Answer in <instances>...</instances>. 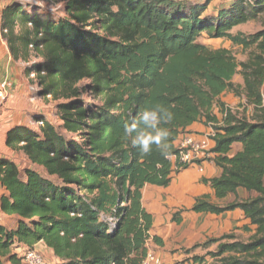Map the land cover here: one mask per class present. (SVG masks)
Returning <instances> with one entry per match:
<instances>
[{
  "label": "trees",
  "instance_id": "obj_1",
  "mask_svg": "<svg viewBox=\"0 0 264 264\" xmlns=\"http://www.w3.org/2000/svg\"><path fill=\"white\" fill-rule=\"evenodd\" d=\"M58 1L66 13L58 20L17 3L3 9L9 51L15 60L27 61L31 52L40 58L25 73L36 74L41 98L58 102L64 133L35 115L43 124L38 130L18 125L7 134V148L24 154L30 167L22 170L0 157V210L16 223L14 228L0 223V264H22L15 249L40 243L58 264H141L154 225L142 191L171 184L175 144L196 123L212 128L210 160L221 170L205 183L218 200L240 190L249 199L219 205L200 197L191 210L214 215L241 210L256 233L247 243L230 234L184 252L217 244L207 253L212 264H264V30L232 34L264 14V0H224L229 5L214 15L206 14L214 0ZM203 34L242 48L247 61L198 43ZM237 75L243 85L233 83ZM84 81L89 84L81 87ZM86 93L99 104L84 103ZM226 93L253 106V118L227 108L221 101ZM155 103L174 113L165 125L169 158L155 150L141 155L123 134L142 106ZM235 145L241 150L233 154ZM183 212L174 215L175 223L182 222ZM153 242L161 244L158 237ZM191 260L203 264L205 257Z\"/></svg>",
  "mask_w": 264,
  "mask_h": 264
},
{
  "label": "crops",
  "instance_id": "obj_2",
  "mask_svg": "<svg viewBox=\"0 0 264 264\" xmlns=\"http://www.w3.org/2000/svg\"><path fill=\"white\" fill-rule=\"evenodd\" d=\"M15 29L19 31V27ZM28 65L27 61L15 60L5 38L0 37V86L7 81L9 83L5 90L7 97L0 101V157L13 158L14 153L6 146L7 134L12 128L18 125L32 128L30 121H32L31 117L37 106L36 101L31 102L30 80L25 73ZM226 107L233 112L240 110L239 108L233 109L228 104ZM215 113L221 118L222 115L218 113V109ZM43 115L46 117L47 114ZM187 131L194 134L199 141H208L209 149L214 148L215 143L211 139L212 128L196 123ZM178 142L179 139L175 145ZM240 150L241 145H235L232 153L236 154ZM171 161L175 171L172 174L171 184L168 187L147 185L142 191L143 206L152 215L154 222L148 247L152 252L153 245L161 249L162 252H159L158 256L163 264L177 263L185 256L191 259L194 256L205 257L203 264H212L213 259L207 253L215 252L217 244L209 246L208 249L199 248L185 256L181 249L186 251L197 244L205 243L210 239H219L225 235L234 234L238 237L239 234L254 235L256 233V226L251 225L250 220L241 210L230 211L222 215L196 213L191 210L200 197H208L212 203L219 205L233 203L237 198L241 201L249 199V194L243 190L238 192V196L230 195L224 200L217 199L214 190L205 183L206 180L221 175V170L212 160L202 161L200 167L190 166L178 172L176 162L173 159ZM182 210H184L181 214L182 222L177 224L173 221V217ZM14 227L15 225L11 228ZM153 237H158L161 244H155ZM35 247L52 252L42 243ZM172 251H178V253L174 254ZM189 263L193 264L192 260L185 264Z\"/></svg>",
  "mask_w": 264,
  "mask_h": 264
},
{
  "label": "rangeland",
  "instance_id": "obj_3",
  "mask_svg": "<svg viewBox=\"0 0 264 264\" xmlns=\"http://www.w3.org/2000/svg\"><path fill=\"white\" fill-rule=\"evenodd\" d=\"M185 3H198V2H204L205 0H182ZM17 3L22 5L23 7H32L34 10L38 11V13L50 16L52 19L58 20L60 18H65V4L62 1L58 0H0V7L3 9L12 4ZM229 5L228 1L224 0H214L211 5L209 6L206 14L207 15H214L218 12L219 9L223 7H227ZM264 30V14L260 15L258 19L252 20L244 25H240L233 29L232 34H243V35H254L257 34L260 31ZM198 43L204 44L210 48L213 49H227L229 50L234 57L237 59L239 63L245 62L248 59V52L244 51L240 47H235L232 45V43L228 40L224 39H210L207 34H203L201 38L198 39ZM29 65H32L34 63L40 62V58L36 55V53L31 52V57L29 60H27ZM28 65V66H29ZM26 66V68L28 67ZM233 83L236 85H243V78L241 75H237L233 79ZM88 81H84L81 84V87H85L88 85ZM30 85H32L30 83ZM264 88V87H263ZM38 92V91H37ZM37 92H31L33 97H36V111H34L33 116L31 117V126L33 129L38 130L39 128L35 125L37 120L34 119V115H42L45 113L46 117L45 119L52 121V123L62 132L64 131L61 129L62 122L58 116L57 113V105L58 102L52 101L49 99L41 98ZM263 95H264V89H263ZM39 97V98H38ZM82 100L84 103L98 105L99 101L92 98L89 94H84L82 97ZM222 102L228 104L229 106L235 108H239V111H236L240 116H245L248 119H252L254 116V108L253 106H247L246 101L244 98L236 97L233 93H226L222 96ZM44 112V113H43ZM12 160L20 167V169H25L27 167H30V163L27 159V157L22 153H14ZM3 194V189L0 186V198ZM247 195V194H246ZM0 223L3 225H6L8 228L13 227L16 223L12 221L10 218L4 216L0 210ZM253 235L248 234H239L237 239L241 242L247 243L252 239ZM41 247H35L34 250L38 251L44 258L46 264H58V259L54 256V254L46 249H40ZM19 249V248H18ZM15 249V253H19V250ZM153 252L158 255V253L162 252L160 248H156L155 245H153ZM182 254L185 256L187 255L184 252V249H181ZM172 253H178V251H172ZM191 260V258H187L186 256L181 258L177 263L174 264H185L188 263ZM2 264H11L10 262L6 260H2ZM26 264V263H22ZM190 264V263H189Z\"/></svg>",
  "mask_w": 264,
  "mask_h": 264
},
{
  "label": "clouds",
  "instance_id": "obj_4",
  "mask_svg": "<svg viewBox=\"0 0 264 264\" xmlns=\"http://www.w3.org/2000/svg\"><path fill=\"white\" fill-rule=\"evenodd\" d=\"M174 119V113L162 103L146 104L123 126V134L130 145L141 155L154 150L165 158L173 155L170 132L165 126ZM192 134V133H191Z\"/></svg>",
  "mask_w": 264,
  "mask_h": 264
},
{
  "label": "built area",
  "instance_id": "obj_5",
  "mask_svg": "<svg viewBox=\"0 0 264 264\" xmlns=\"http://www.w3.org/2000/svg\"><path fill=\"white\" fill-rule=\"evenodd\" d=\"M3 14V8L0 7V37L3 38L7 34V30L3 28L1 24ZM37 76L35 73H31L29 76V80L33 81V84L30 85V90L32 92L39 91V86L36 83ZM9 86L8 81L3 83L0 86V101L5 100L7 97L6 88ZM38 93V92H37ZM39 98V97H38ZM49 98V97H48ZM36 97H31V102L34 103L36 101ZM37 127H41L42 121H37L35 123ZM178 150V154L171 157L176 162L177 169L190 167V166H198L200 167V163L202 161H207L211 159L212 154L210 153L211 149H209L208 141H199L196 139L194 134L184 133L179 137V142L176 145ZM201 169V168H200ZM201 171H203L201 169ZM18 256L23 259L26 264H46L43 256L34 249L28 248H19ZM141 264H163L162 259L154 252H148L145 259Z\"/></svg>",
  "mask_w": 264,
  "mask_h": 264
}]
</instances>
